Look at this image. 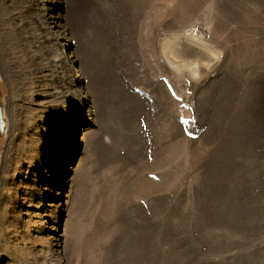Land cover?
<instances>
[{"label": "rangeland", "instance_id": "obj_1", "mask_svg": "<svg viewBox=\"0 0 264 264\" xmlns=\"http://www.w3.org/2000/svg\"><path fill=\"white\" fill-rule=\"evenodd\" d=\"M0 101V264H264V0H0Z\"/></svg>", "mask_w": 264, "mask_h": 264}, {"label": "bare ground", "instance_id": "obj_2", "mask_svg": "<svg viewBox=\"0 0 264 264\" xmlns=\"http://www.w3.org/2000/svg\"><path fill=\"white\" fill-rule=\"evenodd\" d=\"M5 127H6V121H5L4 109L0 101V136L5 131Z\"/></svg>", "mask_w": 264, "mask_h": 264}]
</instances>
